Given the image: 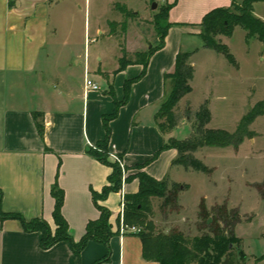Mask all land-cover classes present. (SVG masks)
<instances>
[{"label":"crops","instance_id":"crops-1","mask_svg":"<svg viewBox=\"0 0 264 264\" xmlns=\"http://www.w3.org/2000/svg\"><path fill=\"white\" fill-rule=\"evenodd\" d=\"M168 1L172 3L168 11L171 25L164 45L150 55L144 74L131 83L127 101L109 121V159L116 155L129 168L124 175L134 174L138 170L132 168L148 160L141 170L158 180L169 177L172 169L177 171L178 165L173 162L177 156L175 148L164 149L153 157L171 136V132L162 133L155 120L166 95L164 74L173 70L175 55L180 50H196L189 58L194 67V55L201 49H209L203 47L202 41L197 44L202 17L213 8L230 5V0ZM79 2L0 0V209L4 213L18 212L26 220L42 218L53 231L52 188L56 186L63 193L61 213L74 241L83 236L90 220L98 218L100 212L92 191L101 192L111 171L108 165L87 153L86 148L104 138L103 115L112 112L115 100H122L124 82L137 77L143 68L140 63L120 66L122 48L129 53L144 52L152 47L151 41L156 44L158 40L153 18L114 1V13L119 3L134 14L123 20L126 28L134 23L141 31L128 37L126 29L123 30L122 42L118 41L116 50L104 57V63L100 55L106 53L104 47H97L93 60L85 52L81 73L77 75L70 62L78 63L81 58L72 38L74 9L79 7ZM90 2L83 0L86 9ZM143 6L145 9L146 0ZM258 14L264 19L262 12ZM121 18L118 13L112 19ZM112 19L95 22L93 42L99 36L109 39L119 35L111 27L107 31L108 21ZM50 75L55 79L53 83ZM86 77L108 91L86 89ZM49 87H53L54 96L45 92ZM35 112L43 121L42 137ZM183 184L187 188L180 192L179 201L181 193L189 187ZM137 190L138 179L133 178L123 181L120 190L98 199L109 210L112 229L118 232L110 238L108 246L89 240L78 254L67 240L44 249L39 231L24 230L18 219L0 218V264H93L96 261H100L97 264H159L142 257L137 231L121 225L124 195ZM201 199L206 200L204 196ZM252 240L254 243L248 246L250 255L255 254V245H264L263 237ZM262 255L264 252L254 258ZM246 264H264V257Z\"/></svg>","mask_w":264,"mask_h":264},{"label":"trees","instance_id":"trees-1","mask_svg":"<svg viewBox=\"0 0 264 264\" xmlns=\"http://www.w3.org/2000/svg\"><path fill=\"white\" fill-rule=\"evenodd\" d=\"M264 0H230L228 7H216L208 11L203 17L199 26L198 36L202 41L203 47L221 52L226 59L236 64L235 58L230 53L227 45L218 36H231L234 28L239 26L244 30V38L248 40L252 37L258 39L264 46V19L255 14V5ZM172 3L162 6L157 14L154 15L152 23L158 35L155 45L144 52L129 53L122 48V56L119 59L120 66L127 63H140L143 68L141 73L132 79L124 82V96L122 100L114 101L112 112L104 114L102 117L105 136L98 141L95 146H88L86 152L95 159L111 168L107 176V184L103 186L101 192L92 191L93 201L99 209V216L95 220H90L83 236L79 241H74L68 231V224L61 213L63 193L56 186L52 188V195L55 199L52 217L55 229L52 231L49 224L42 218H32L26 220L18 212L4 213L0 209V218L18 219L24 230H37L41 233L40 245L46 249L60 240H67L72 250L78 254L89 240H94L108 246L110 238L118 231L112 229L109 221L110 212L98 203V199H104L110 192L120 190L123 181L138 179V190L135 193L124 195V207L122 210L121 223L127 228L138 229L137 234L142 243V257L145 260H154L159 264H246V254L236 250V245L240 238L234 234V227L240 222V217L235 209H228L226 204L214 205L208 210L201 199L199 203L200 230L201 234L191 238L186 237L182 231L174 229L167 233L155 232L152 222V203L153 198L161 199L159 210L167 215L169 210L178 209L179 193L187 188L186 184L171 181L169 177L160 180L152 177L141 168L146 164L136 165L139 169L134 174L124 175L119 162L109 159V121L118 114L120 105L125 103L129 96L131 83L140 78L146 69L150 55L163 47L165 36L171 23L168 21V11ZM125 19L134 16L131 10L122 9ZM126 20L123 21L124 31ZM196 51H178L175 55L174 66L171 72L164 74L166 82L170 83L169 89L158 110L155 113V120L159 130L170 133L178 124L179 118L175 112L180 99L191 92L190 80L193 77L194 67L190 63L191 54ZM190 108L186 109L190 113ZM261 114L254 108L242 117L237 128L229 132L220 128H208L206 124L211 119V114L207 105L203 104L194 112L195 131L186 138H176L169 136L166 142L154 153L156 157L159 152L167 148H175L177 156L174 164L182 166L185 170L192 169L202 171L206 174L211 173V168L206 166L200 159L194 156V151L206 146L225 147L233 146L235 149L242 143L245 137L250 138L251 132L247 126ZM34 119L40 136H43V121L40 114L34 113ZM152 157V159H153ZM255 187L264 192V180ZM259 187H261L259 189ZM1 202V192H0ZM212 219L208 223V218ZM264 257L263 255L255 260ZM96 261L93 264H97Z\"/></svg>","mask_w":264,"mask_h":264},{"label":"rangeland","instance_id":"rangeland-1","mask_svg":"<svg viewBox=\"0 0 264 264\" xmlns=\"http://www.w3.org/2000/svg\"><path fill=\"white\" fill-rule=\"evenodd\" d=\"M114 1L128 5L150 19L169 2L146 0L144 9V0H91L89 9H86L81 0L79 7L74 9L73 16V47L81 54L78 63L74 60L70 62L75 74L81 73L85 52L89 53L90 59L93 60L97 47H104L106 53L100 54L104 63V57L116 50L118 41L122 42L124 28L121 23L125 17L120 9H123L124 5H117L116 13L121 14V20L112 19L117 16L114 10L112 11ZM154 2L157 3L156 8H153ZM260 12L264 14V5L257 3L255 14L261 17L258 14ZM103 18L105 21L112 19L108 21L107 31L111 27L119 35L109 39L99 36L98 41L93 42L94 24ZM140 31V27L134 23H129L126 28L128 37L135 36ZM217 39L226 43L236 64L230 63L221 52L213 49H201L194 55V73L190 80L192 90L180 99L175 108L179 121L171 131V136L181 139L194 133V112L203 104L207 105L211 114L206 127L225 129L229 132L235 131L242 117L253 108L261 114L247 126L251 137H245L236 149L233 146H206L194 151V156L211 168V173L185 170L179 165L176 166L177 171L172 169L169 179L187 183L189 187L181 193V203L178 199L180 207L169 210L167 215L159 210L161 199L153 198L151 218L155 232L167 233L178 229L191 238L203 232L199 227L201 217L198 200L204 196V204L208 210L214 205L225 203L228 209H235L240 217V222L234 227V234L240 238L236 250L246 254V263H255L257 260H254V257L264 252V245H255V256L250 255L248 251V246L254 243L252 239L264 238V196L262 197L255 187V184L264 180V46L255 37L245 40L244 30L239 26L234 28L231 36H218ZM197 42L199 44L201 39ZM149 45L155 44L151 41ZM49 78H52L53 83V76L50 75ZM169 87L170 83L167 82L166 91ZM52 88L45 89V92L54 96ZM101 90L108 91V88ZM36 96L38 100L39 93ZM187 108H190V113L186 112ZM121 168L123 174L129 172V168L123 165ZM132 169L139 170L136 166ZM260 191L264 194L263 190ZM208 219L209 222L212 221L211 217Z\"/></svg>","mask_w":264,"mask_h":264},{"label":"built area","instance_id":"built-area-1","mask_svg":"<svg viewBox=\"0 0 264 264\" xmlns=\"http://www.w3.org/2000/svg\"><path fill=\"white\" fill-rule=\"evenodd\" d=\"M84 87L86 88V89H90V90H100L101 89V87H100V85L99 84H97L96 82H94V81H92L91 79H89V78H85V80H84ZM112 158H113V160H117L118 162H119V164L122 166V164H121V162H120V160H119V158L116 156V155H112ZM122 207H124V202L122 203ZM122 210H123V208H122ZM122 225V224H121ZM127 228L126 226H123L122 225V228ZM131 229H133V230H135V231H138V229H135V228H131Z\"/></svg>","mask_w":264,"mask_h":264},{"label":"water","instance_id":"water-1","mask_svg":"<svg viewBox=\"0 0 264 264\" xmlns=\"http://www.w3.org/2000/svg\"><path fill=\"white\" fill-rule=\"evenodd\" d=\"M156 6H157V3L156 2H154L153 3V8H156ZM210 221V219H208V222Z\"/></svg>","mask_w":264,"mask_h":264}]
</instances>
